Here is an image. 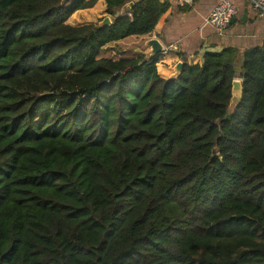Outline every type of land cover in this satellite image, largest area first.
I'll return each mask as SVG.
<instances>
[{
	"label": "trees",
	"instance_id": "1",
	"mask_svg": "<svg viewBox=\"0 0 264 264\" xmlns=\"http://www.w3.org/2000/svg\"><path fill=\"white\" fill-rule=\"evenodd\" d=\"M130 1L0 0V264H264V41L165 79L103 56L171 6Z\"/></svg>",
	"mask_w": 264,
	"mask_h": 264
},
{
	"label": "crops",
	"instance_id": "2",
	"mask_svg": "<svg viewBox=\"0 0 264 264\" xmlns=\"http://www.w3.org/2000/svg\"><path fill=\"white\" fill-rule=\"evenodd\" d=\"M167 1L171 6L161 17L152 33L140 37L130 36L109 46L121 45L128 41L141 43L134 49L136 54L131 56H148L150 48H144L142 52L138 50L148 39L157 38L164 46L163 58L157 65L158 72L163 78L170 79L174 74V66L179 61L201 65L206 52L220 51L226 47L245 49L259 46L264 41V18H258L251 4H247L246 0H235L240 13L236 22L224 32L215 30L206 22L210 11L220 0H195L192 4H188L189 7L185 10L179 9L184 6L181 0ZM246 8L248 9L247 18L243 20ZM107 16L109 15L106 13V0H98L94 7L74 13L69 23L75 26L95 23V19ZM109 17L112 21V17ZM80 18L85 21L76 24Z\"/></svg>",
	"mask_w": 264,
	"mask_h": 264
},
{
	"label": "built area",
	"instance_id": "3",
	"mask_svg": "<svg viewBox=\"0 0 264 264\" xmlns=\"http://www.w3.org/2000/svg\"><path fill=\"white\" fill-rule=\"evenodd\" d=\"M195 0H181V4H192ZM258 18H264V0H249ZM240 13L238 5L232 0H220L210 11L206 22L219 32H224L231 25V20Z\"/></svg>",
	"mask_w": 264,
	"mask_h": 264
},
{
	"label": "water",
	"instance_id": "4",
	"mask_svg": "<svg viewBox=\"0 0 264 264\" xmlns=\"http://www.w3.org/2000/svg\"><path fill=\"white\" fill-rule=\"evenodd\" d=\"M246 3L249 4V0H246ZM134 5V1H130L128 4H126V7L131 8ZM247 11L248 9H245V14L243 16V20H246L247 18ZM236 22V18H233L231 20V24ZM112 23L111 19L109 16L105 17L103 19V23L99 24L100 26L103 25H110ZM144 48H150V51L148 53V58H153L159 54H162L164 51V46L163 44L157 39V38H150L148 39L144 46L140 48L138 51L142 52ZM183 66L184 62L179 61L175 66H174V74L170 79H175L180 76V74L183 71ZM243 94V85H242V80L240 78H236L233 81V88H232V98H231V103H230V110H233L235 106L240 102ZM229 115V113L226 114V117Z\"/></svg>",
	"mask_w": 264,
	"mask_h": 264
},
{
	"label": "rangeland",
	"instance_id": "5",
	"mask_svg": "<svg viewBox=\"0 0 264 264\" xmlns=\"http://www.w3.org/2000/svg\"><path fill=\"white\" fill-rule=\"evenodd\" d=\"M232 1L237 5L235 0H232ZM103 19L104 18H98V19H95L94 22L97 24H102ZM84 21H83V18H80L79 20L76 21V24L84 22ZM138 45L140 46L141 43L139 44V43H135L132 41H128V42L121 44V45L108 46L107 49H105L103 56L114 58V59H119V58H123L124 56L135 55L136 52L134 49ZM124 49H126V51H124ZM242 70H243L242 61L240 60L239 61V67H238L239 73H241Z\"/></svg>",
	"mask_w": 264,
	"mask_h": 264
}]
</instances>
